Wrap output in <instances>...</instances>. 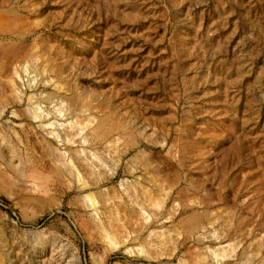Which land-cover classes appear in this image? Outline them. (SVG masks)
<instances>
[{"label": "rangeland", "instance_id": "1", "mask_svg": "<svg viewBox=\"0 0 264 264\" xmlns=\"http://www.w3.org/2000/svg\"><path fill=\"white\" fill-rule=\"evenodd\" d=\"M0 264H264V0H0Z\"/></svg>", "mask_w": 264, "mask_h": 264}, {"label": "bare ground", "instance_id": "2", "mask_svg": "<svg viewBox=\"0 0 264 264\" xmlns=\"http://www.w3.org/2000/svg\"><path fill=\"white\" fill-rule=\"evenodd\" d=\"M13 167V170H16V169H14V166H12ZM16 168V167H15ZM69 168V167H68ZM56 170V169H55ZM71 170H72V168H71ZM18 173L20 172L19 170L17 171ZM21 175V174H20ZM69 175V174H68ZM72 175V174H71ZM63 180V179H62ZM89 225V227H92V224L91 223H89L88 224Z\"/></svg>", "mask_w": 264, "mask_h": 264}]
</instances>
